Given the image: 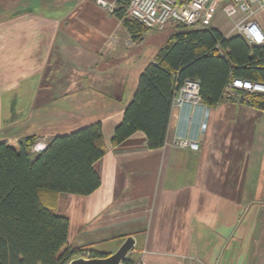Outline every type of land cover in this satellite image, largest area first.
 Wrapping results in <instances>:
<instances>
[{"label": "crops", "instance_id": "crops-1", "mask_svg": "<svg viewBox=\"0 0 264 264\" xmlns=\"http://www.w3.org/2000/svg\"><path fill=\"white\" fill-rule=\"evenodd\" d=\"M228 2L189 28L231 38L254 21L264 32V4L229 16ZM181 30L135 36L99 0H0V141L33 136L42 150L102 123L101 185L60 194L55 209L69 218L72 248L108 255L132 236L134 264H264V110L237 95L213 107L172 106L162 147L150 148L143 131L112 142L141 73Z\"/></svg>", "mask_w": 264, "mask_h": 264}, {"label": "trees", "instance_id": "trees-1", "mask_svg": "<svg viewBox=\"0 0 264 264\" xmlns=\"http://www.w3.org/2000/svg\"><path fill=\"white\" fill-rule=\"evenodd\" d=\"M130 0H116L113 12L135 36L148 27L128 15ZM182 30L147 65L116 127L113 144L143 131L150 148L165 144L173 98L186 79L200 83L203 104L213 107L240 96L264 110V93L226 92L234 78L264 83V44L226 38L213 27ZM101 122L52 137L35 150L36 137L15 144L0 141V264H67L83 249L68 245L69 218L55 211L60 194L89 195L101 185L94 164L105 153ZM90 257L105 256L90 251ZM122 264H134L127 256Z\"/></svg>", "mask_w": 264, "mask_h": 264}, {"label": "built area", "instance_id": "built-area-1", "mask_svg": "<svg viewBox=\"0 0 264 264\" xmlns=\"http://www.w3.org/2000/svg\"><path fill=\"white\" fill-rule=\"evenodd\" d=\"M107 6L112 13L116 8V0H99ZM225 0H130L127 13L141 24L148 28H162L168 24H179L185 27H197L201 21L207 23L210 16H204L206 11L211 14L217 5ZM264 0H230L223 6L224 11L233 16L238 10L251 13L256 5H263ZM237 29L240 35L249 45L264 44V32L254 21L239 23ZM229 93L236 95V91H248L264 93V83L241 78H234L227 85ZM238 95V94H237ZM202 105L200 94V83L196 79H186L185 82L177 88L173 107H182L184 105ZM181 147H188L193 150H199L198 140L181 138L177 142ZM38 150L39 148H34ZM82 256L90 257L89 250H83ZM135 264H142L141 259ZM185 264H208L195 258H189Z\"/></svg>", "mask_w": 264, "mask_h": 264}, {"label": "water", "instance_id": "water-1", "mask_svg": "<svg viewBox=\"0 0 264 264\" xmlns=\"http://www.w3.org/2000/svg\"><path fill=\"white\" fill-rule=\"evenodd\" d=\"M134 244L135 239L129 236L121 246L111 254L102 257H85L81 255L71 259L67 264H121L133 249Z\"/></svg>", "mask_w": 264, "mask_h": 264}, {"label": "rangeland", "instance_id": "rangeland-1", "mask_svg": "<svg viewBox=\"0 0 264 264\" xmlns=\"http://www.w3.org/2000/svg\"><path fill=\"white\" fill-rule=\"evenodd\" d=\"M83 250H88V249H83ZM83 252V251H82ZM91 254V253H90Z\"/></svg>", "mask_w": 264, "mask_h": 264}]
</instances>
